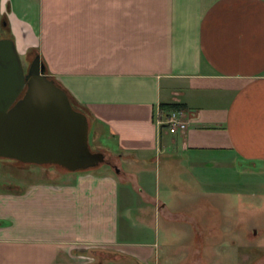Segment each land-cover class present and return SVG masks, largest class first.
<instances>
[{"label": "crops", "instance_id": "obj_1", "mask_svg": "<svg viewBox=\"0 0 264 264\" xmlns=\"http://www.w3.org/2000/svg\"><path fill=\"white\" fill-rule=\"evenodd\" d=\"M6 6L17 51L37 49L113 148L80 170L0 157V264H213L186 185L217 162L223 182L240 164L264 170V0ZM173 109L184 130L159 122Z\"/></svg>", "mask_w": 264, "mask_h": 264}, {"label": "water", "instance_id": "obj_2", "mask_svg": "<svg viewBox=\"0 0 264 264\" xmlns=\"http://www.w3.org/2000/svg\"><path fill=\"white\" fill-rule=\"evenodd\" d=\"M0 157L69 170L107 162L89 146V120L46 73L39 53L25 69L12 38H0Z\"/></svg>", "mask_w": 264, "mask_h": 264}, {"label": "rangeland", "instance_id": "obj_3", "mask_svg": "<svg viewBox=\"0 0 264 264\" xmlns=\"http://www.w3.org/2000/svg\"><path fill=\"white\" fill-rule=\"evenodd\" d=\"M11 15V10L7 11L6 0H0V38L13 37ZM26 49L24 51L23 48H18L25 69L35 54L38 53L34 46ZM90 141L92 150H101L105 146L109 149L113 148L106 139H102V142L91 136ZM99 141L104 146L102 143L99 144ZM108 156L111 159V155L108 154ZM1 159L12 158L1 157ZM156 162L154 163L156 166L150 167L151 173L159 174L161 185L164 182L172 184L171 180L174 179L173 168L165 169L164 166L162 167L160 163L157 164ZM213 164V169L210 170L211 181L204 184L199 179L200 177L195 174L196 178L191 183L192 186L186 185L193 192H189L187 196L189 201L184 200L188 201L184 206L195 209L194 215H197L195 219L200 217L206 226L210 227L209 233L205 235L210 246L204 251L205 258L213 264H236V262L237 264H264V170L252 169L249 165L242 164V166L240 164L239 169L231 170L230 178L223 182L222 179L220 181L222 168H215V164H218L217 168L221 167L220 163ZM20 165L22 166V164ZM44 165L45 167L62 169L54 164ZM100 165L102 167L108 166L106 162H102ZM20 172L23 175V172ZM13 173L15 174V171ZM39 177L40 175L36 173V178ZM203 192H205L204 199ZM162 195L164 196V191ZM189 212L192 213L193 211ZM161 238L164 239V236L162 235ZM164 263H167L166 260H161L160 264Z\"/></svg>", "mask_w": 264, "mask_h": 264}, {"label": "trees", "instance_id": "obj_4", "mask_svg": "<svg viewBox=\"0 0 264 264\" xmlns=\"http://www.w3.org/2000/svg\"><path fill=\"white\" fill-rule=\"evenodd\" d=\"M6 8H7V11L9 10V8H8V6H6ZM10 11V10H9ZM6 23H7V14H6ZM9 38H12L13 39V37L12 36H9ZM37 54V53H36ZM50 78H53L54 80H55V82H56V84H58L60 87H62L66 92H67V94H68V96H69V99H70V102H71V104H72V106L75 108V109H77V110H79V111H81V112H83V113H85L86 115H87V117H88V120H89V146H90V138H91V136H94L96 139H99V140H101V137L105 134V133H107V127L105 126V125H103L99 120H97V119H95V118H93L92 116H91V114H90V112L88 111V109L83 105V104H80L75 98H74V96L63 86V84L58 80V79H56L55 77H53V76H51V75H48ZM169 109H171V108H169ZM102 143V142H101ZM100 143V141H99V144H101ZM102 146H104V144L102 143ZM91 148V147H90ZM13 160H15V161H17V162H19L20 164H22V165H29V164H35V163H27V162H22V161H20V160H16V159H13ZM45 164H48V163H45ZM44 165V164H43ZM54 165H56V166H58V167H60V168H62V169H64V170H69V169H67V168H65V167H63V166H61V165H58V164H54ZM80 169H83V168H80ZM79 169V170H80ZM7 184H12V183H6V185ZM11 186V185H10Z\"/></svg>", "mask_w": 264, "mask_h": 264}, {"label": "built area", "instance_id": "obj_5", "mask_svg": "<svg viewBox=\"0 0 264 264\" xmlns=\"http://www.w3.org/2000/svg\"><path fill=\"white\" fill-rule=\"evenodd\" d=\"M159 122L164 124L171 132L184 130L186 127L185 121L182 119V112L177 109L169 110L164 115V119L162 118Z\"/></svg>", "mask_w": 264, "mask_h": 264}]
</instances>
